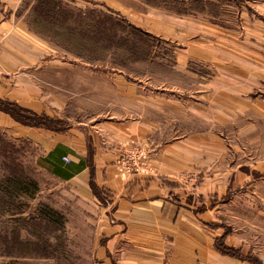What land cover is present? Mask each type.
Returning a JSON list of instances; mask_svg holds the SVG:
<instances>
[{
    "label": "crops",
    "instance_id": "1",
    "mask_svg": "<svg viewBox=\"0 0 264 264\" xmlns=\"http://www.w3.org/2000/svg\"><path fill=\"white\" fill-rule=\"evenodd\" d=\"M56 1L77 10L62 14L63 29L83 34L104 9L175 44L173 70L190 84L154 92L149 78L87 59L86 48L55 44L42 28L57 27L58 18L46 22L35 14L38 0H0V100L66 125L26 126L0 111V130L29 141L40 164L92 207L96 258L102 264H250L220 253V242L264 264L263 250L248 245L243 228L220 217L232 180L246 177L231 170L223 135L258 126L264 133V0H241L251 12L238 10L236 26L222 19L220 27L146 0ZM191 63L206 75L191 73Z\"/></svg>",
    "mask_w": 264,
    "mask_h": 264
},
{
    "label": "rangeland",
    "instance_id": "2",
    "mask_svg": "<svg viewBox=\"0 0 264 264\" xmlns=\"http://www.w3.org/2000/svg\"><path fill=\"white\" fill-rule=\"evenodd\" d=\"M150 2L153 6H157L162 0L159 2L150 0ZM166 2L173 4L172 7L167 6L168 9H165L173 14L176 11L189 10L181 6L180 1L166 0ZM191 9L202 11L192 12L189 15L199 21L207 20L209 24L220 27L224 19L236 26L238 10L245 9L251 12V5L243 4L241 0H207L193 4ZM64 11L77 12L72 8H66ZM102 12L107 13L104 9ZM43 20L46 21V18ZM53 24L57 27L51 28L48 25L42 30L43 32L47 30L55 44L69 45L82 50L86 48L87 59L111 63L132 78H149L150 88L154 92H171L162 88L190 86L186 75L173 70L177 46L171 42H165L153 35L151 36L155 37L154 39H148L125 34L116 44L117 47L114 45L111 47L109 41H106L108 38H104L102 43H96L87 35L84 36L68 28L63 29L61 19ZM130 31L126 29V32ZM94 45L97 48L100 46L99 53L97 48L93 49ZM189 71L201 77L206 75L208 70L191 63ZM48 126L57 130L66 128L65 123L55 120H52ZM251 129L241 134L230 132L223 135L228 136L225 141L230 146L231 170L243 172L246 177L239 182L232 180V193L228 197L230 200L227 199L229 205L221 212L220 217L226 224L243 228V235L248 245L253 249L263 250L264 254V169L258 171L255 168H263L264 133H260L259 126L257 130H254V127ZM0 135L1 179L8 177L3 164L7 160L5 157L11 156L10 152L12 155L15 152L14 158L24 168L29 179V183L24 185L21 191L17 190L10 196L13 201L7 200L6 205H1L0 264H102L96 258L94 221L98 215L91 211L92 207L80 204L73 187L55 178L53 171L46 164H40L42 157L29 141L13 138L1 130ZM10 167H13L12 164ZM13 191L14 189L10 190ZM52 211L59 215L51 216ZM39 215L44 218L49 216L56 228L53 233H48L47 240L51 246L48 252L37 253L33 250L31 244L37 242V234L25 222L30 216L39 218ZM232 229L231 233H233Z\"/></svg>",
    "mask_w": 264,
    "mask_h": 264
},
{
    "label": "trees",
    "instance_id": "3",
    "mask_svg": "<svg viewBox=\"0 0 264 264\" xmlns=\"http://www.w3.org/2000/svg\"><path fill=\"white\" fill-rule=\"evenodd\" d=\"M150 5H152L150 0H146ZM159 2V0H157ZM175 2H179L181 6L184 8H189L188 11H176L174 14L176 15H190L192 12H202L201 10H194L191 9L192 5L195 3H201L202 1L207 2V0H174ZM194 1V3H193ZM173 4L166 2V0H162V2H159V4L156 7L162 8V9H168L167 6L172 7ZM51 6V7H48ZM64 7L60 4V1L56 0H38L37 4L34 6V13L37 14L40 18H46V16H52L58 18L57 20H60L62 17V14L64 15H72L74 12H66L64 11ZM98 12H96L97 14ZM100 19H96L95 21V27L89 25V28L86 29V31L83 32L84 36H89L91 40H94L96 43H102V40L104 38H108L111 47L112 45L116 46L120 40H122L123 35H137L139 37H145L148 39H154L155 37H152L151 35L145 33L144 31L136 28L135 26L128 23L126 20L119 18V17H113L108 15L109 13H106L101 11ZM97 17V16H96ZM78 23H82V21H78ZM126 29L131 30L129 33L126 32ZM125 32V33H124ZM131 34V35H130ZM116 41V42H114ZM112 43V44H111ZM132 52V51H131ZM0 111L8 114L13 120L16 122L31 126V127H40V128H46L51 129L48 124L52 121V119L42 115H37L29 110L23 109L19 107L18 105L8 102V101H2L0 100ZM54 121V120H53ZM57 130V129H55ZM1 135H0V165H1ZM13 146V145H11ZM14 150V149H13ZM10 157H5L7 160L4 162L3 167L7 171L8 177H5L1 179L0 177V211H1V205H6L7 200H11V195L15 193V191L20 190L23 188L24 185L29 183V179L25 174L24 168L21 166L19 162L16 161V158H14L15 152L9 153ZM10 161V162H8ZM12 164L13 167H10ZM56 173V171H54ZM11 189H14L13 192H10ZM15 205V204H14ZM57 216L59 215L57 212L52 211L51 216ZM1 216V212H0ZM37 217L30 216V218L27 219L28 227L32 228V230L37 234V242L31 244L33 250L37 253L40 252H48V249L51 247L48 242V233H53V231L56 229L52 223L53 221L49 216H46V218L42 217V215H39ZM26 220V219H25ZM55 220V219H54ZM37 222V223H32ZM39 222V224H38ZM56 223V222H55ZM62 226V225H60ZM43 233V234H42ZM21 243V242H20ZM217 250L224 254L229 255L231 257L237 258L242 261H247L250 264H262V261L257 257L253 255L244 256L241 254V252L238 249H234L231 247H228L226 245L221 244L220 242H217L216 244Z\"/></svg>",
    "mask_w": 264,
    "mask_h": 264
},
{
    "label": "built area",
    "instance_id": "4",
    "mask_svg": "<svg viewBox=\"0 0 264 264\" xmlns=\"http://www.w3.org/2000/svg\"><path fill=\"white\" fill-rule=\"evenodd\" d=\"M65 160H67V158H65Z\"/></svg>",
    "mask_w": 264,
    "mask_h": 264
}]
</instances>
